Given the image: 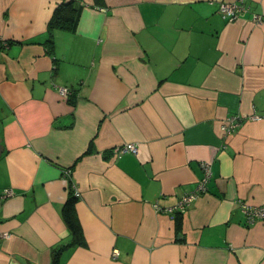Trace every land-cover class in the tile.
I'll return each instance as SVG.
<instances>
[{"label":"crops","instance_id":"0c3cea01","mask_svg":"<svg viewBox=\"0 0 264 264\" xmlns=\"http://www.w3.org/2000/svg\"><path fill=\"white\" fill-rule=\"evenodd\" d=\"M80 1L69 31L48 28L59 0H0V264H51L68 181L84 243L59 264H264L239 206L264 204V0ZM202 161L205 191L167 211Z\"/></svg>","mask_w":264,"mask_h":264},{"label":"built area","instance_id":"2783aa9c","mask_svg":"<svg viewBox=\"0 0 264 264\" xmlns=\"http://www.w3.org/2000/svg\"><path fill=\"white\" fill-rule=\"evenodd\" d=\"M246 9L247 6L245 5L243 0H236L232 2H221L219 7V12L223 17L234 19L240 13L244 12ZM253 17L256 21L261 20V16L258 14H255ZM60 91L62 94L66 95L69 92V89L66 87H60ZM244 119L258 120L261 119V116L257 114H251L245 118L240 115H231L225 117L220 123L223 136L225 137L231 134ZM111 150H112V156L118 157L124 152L136 153L137 146L134 143L127 142V143H123L122 145L113 147ZM200 164L202 169V177L198 180L195 189L184 193L173 206L167 208V211L172 212L175 210L186 209L194 201V199L197 197L199 193L205 191L206 182L211 176V165L210 162H204V161H202ZM70 172L71 170L69 168L63 169V173L65 175H70ZM73 189H74V194L76 196H79L78 190L75 187H73ZM9 194H11V190L5 189L3 195L8 196ZM239 206L241 212L245 216V220L247 223H252L257 219H264V204L252 205L241 200L239 201ZM117 253H118L117 251H114L113 255L115 256L117 255Z\"/></svg>","mask_w":264,"mask_h":264},{"label":"trees","instance_id":"16d2710c","mask_svg":"<svg viewBox=\"0 0 264 264\" xmlns=\"http://www.w3.org/2000/svg\"><path fill=\"white\" fill-rule=\"evenodd\" d=\"M82 3L80 0H59L48 21L49 29H62L72 31L77 23ZM49 53H53L54 41L49 35L44 41ZM70 169V168H69ZM78 196L74 194L72 183H67V194L61 206V216L69 230L66 241L52 249L51 264H59L60 256L65 249L84 243L83 232L75 212V203Z\"/></svg>","mask_w":264,"mask_h":264}]
</instances>
